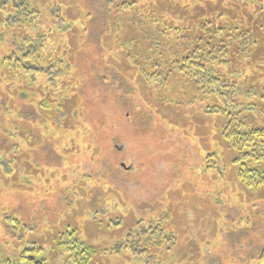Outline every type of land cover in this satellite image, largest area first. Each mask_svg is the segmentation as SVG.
Returning a JSON list of instances; mask_svg holds the SVG:
<instances>
[{"label":"rangeland","instance_id":"1","mask_svg":"<svg viewBox=\"0 0 264 264\" xmlns=\"http://www.w3.org/2000/svg\"><path fill=\"white\" fill-rule=\"evenodd\" d=\"M260 2L29 0L22 11L16 2L0 9V264L31 246L45 264H256L264 185L247 186V161L223 137L230 105L219 108L167 57L154 53L156 64L147 54L153 33L151 42L175 44L157 21L190 38L217 16L247 31L264 27ZM26 37H43L67 72L51 83L14 69ZM214 43L232 48L220 73L238 85L246 125L264 129L255 95L264 91V39L249 58L237 53L240 37ZM155 225L172 244L129 252Z\"/></svg>","mask_w":264,"mask_h":264},{"label":"trees","instance_id":"2","mask_svg":"<svg viewBox=\"0 0 264 264\" xmlns=\"http://www.w3.org/2000/svg\"><path fill=\"white\" fill-rule=\"evenodd\" d=\"M260 1L261 7H259V9L264 10V0ZM15 2L20 11L23 10V7L27 9L30 6L29 0H11L8 4L12 6ZM10 6H0V9L7 10ZM218 17L219 16L210 19L209 22L202 26L200 29V36L196 37L195 34L189 33L193 38L188 37L187 33L185 34L184 31L178 30L175 32L171 26L168 27L166 23L163 24L157 21L159 30L167 31L169 35L172 34V41H175L176 45L167 46L160 43V36L156 38L159 43L155 44L151 42L153 37H155V33H153L151 37L147 38L150 39L149 45L152 44L153 47H155V51L147 54L149 55L147 59L152 63L158 64L157 61H154L156 59H151L153 54L158 52L159 55H163V57H167L166 59L170 60L169 65L172 70L184 74L183 76H186L187 79L200 84L201 90L203 89L206 95L212 96L219 102V108L222 105H230L229 109L226 110L227 126L224 127L223 137L239 152L241 155L239 159L242 160L244 158L247 161V165L244 166L242 170L247 172V186H254L257 188L264 185V170L260 169V167H264V129L247 126L242 117L243 110L239 107L242 105L237 103L235 106L236 101H234L233 98L239 94L238 85L236 82L221 74L223 71L220 70L222 64L233 62L231 60L232 48H229L228 45L215 44L214 42L217 39L226 38L228 40L240 37L242 43L246 42V44L244 49L239 47L240 52L237 51V53H239L241 57L247 55V58H249L253 54L252 48H254L256 43L261 42V39H264V27L259 24L258 21H254L255 27H250L246 31V29H239L230 19L218 22ZM179 28L184 27L180 26ZM253 30H256V33H253ZM198 32L199 28L197 33ZM245 36H247V39L244 38ZM202 38L203 41L207 42V45L204 42H199ZM43 43H45L43 37H34L33 39L24 38L23 42H20V49L22 52L20 58L12 53L15 62L13 68L24 75L36 76L37 74L43 73L48 76L51 83H54L57 76L63 72H67L66 70L69 69V66L63 63V59L61 60L58 57L53 58L54 55L51 56L49 52H44ZM158 48H161V50H158ZM48 60L51 61L47 63ZM55 63L58 64V68L54 66ZM160 76L161 74L157 72V79L160 78ZM255 95L262 99V107L259 109H263L264 112V91H255ZM21 97L24 98L22 95ZM248 106L249 105H247V107ZM216 110L218 109L209 108L207 112L211 113ZM241 166H243L242 163L240 167ZM150 228V233L148 231L141 233L140 239H137V246L131 248V246L128 245L126 247L133 255L146 256L149 247L152 245L162 246L172 244L173 241H171V237L163 234L159 235L158 226H152ZM40 253V248L35 246L28 247L17 256L15 264H45L42 259H37V255H41ZM250 254L251 259L254 258V260H256V264H264V249H259L256 253L251 251ZM78 255L81 257L80 253L77 251H74L72 254L73 257H78Z\"/></svg>","mask_w":264,"mask_h":264}]
</instances>
